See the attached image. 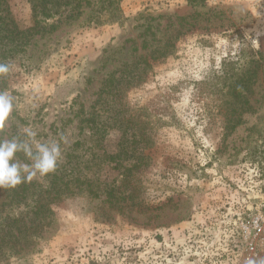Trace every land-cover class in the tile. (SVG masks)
<instances>
[{"label": "rangeland", "instance_id": "rangeland-1", "mask_svg": "<svg viewBox=\"0 0 264 264\" xmlns=\"http://www.w3.org/2000/svg\"><path fill=\"white\" fill-rule=\"evenodd\" d=\"M5 4L20 31L44 28L24 49L0 50L12 67L0 91L15 104L3 137L30 128L60 142L63 164L95 113L99 141L81 154L101 196L52 206L28 253L0 264L264 256V0H76L47 20L29 0ZM115 186L126 207L107 198Z\"/></svg>", "mask_w": 264, "mask_h": 264}, {"label": "trees", "instance_id": "trees-1", "mask_svg": "<svg viewBox=\"0 0 264 264\" xmlns=\"http://www.w3.org/2000/svg\"><path fill=\"white\" fill-rule=\"evenodd\" d=\"M33 4L36 15L45 20L55 17L62 8L72 6L76 0H29ZM51 6V7H50ZM41 9V12L38 10ZM53 9H56L53 11ZM110 23L119 22L116 12L110 14ZM5 0H0V50L13 52L16 49H24L32 39L40 34L44 26L29 28L20 31L12 19H9ZM39 27V28H38ZM257 71L261 63L256 62ZM259 64V65H258ZM253 75V74H252ZM251 75L247 76L246 82H250ZM240 95H242L240 93ZM97 116L90 113L82 119L77 126L79 140L73 145L67 156V162L59 164L57 170L47 176H43L47 186L43 187L36 182L24 183L16 189L0 188V262L28 253L29 247L37 239L43 228L47 227L48 219L53 216L52 206L64 199L88 194L93 197L101 196V184L95 181L96 173L85 172L92 161L86 159L84 147L92 140L98 143L99 129ZM103 127V126H101ZM4 133L0 132V137ZM89 135V136H87ZM19 158L28 162L23 156ZM134 168V166H132ZM136 167V166H135ZM125 175L130 174L131 168L123 167ZM91 173V179H89ZM116 186L111 188L107 198L112 204L126 207L125 195L119 192L116 195ZM117 196V197H116ZM135 206V204H133ZM140 207V206H137Z\"/></svg>", "mask_w": 264, "mask_h": 264}, {"label": "clouds", "instance_id": "clouds-1", "mask_svg": "<svg viewBox=\"0 0 264 264\" xmlns=\"http://www.w3.org/2000/svg\"><path fill=\"white\" fill-rule=\"evenodd\" d=\"M12 67L8 63H0V77L8 75ZM14 97L7 91H0V132H3L13 111ZM23 134L12 138L0 137V188L16 189L24 183H31L37 176L54 173L62 156L60 142L41 143L35 139L37 133L24 128ZM23 153L27 161L18 159ZM245 264H264V256H252Z\"/></svg>", "mask_w": 264, "mask_h": 264}]
</instances>
